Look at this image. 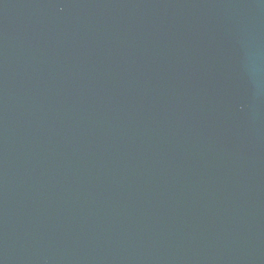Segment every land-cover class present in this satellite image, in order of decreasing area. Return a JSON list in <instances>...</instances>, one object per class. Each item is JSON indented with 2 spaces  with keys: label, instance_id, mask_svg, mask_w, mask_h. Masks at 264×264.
Here are the masks:
<instances>
[{
  "label": "water",
  "instance_id": "water-1",
  "mask_svg": "<svg viewBox=\"0 0 264 264\" xmlns=\"http://www.w3.org/2000/svg\"><path fill=\"white\" fill-rule=\"evenodd\" d=\"M0 264H264V0H0Z\"/></svg>",
  "mask_w": 264,
  "mask_h": 264
}]
</instances>
